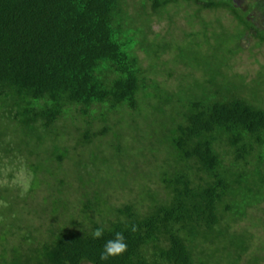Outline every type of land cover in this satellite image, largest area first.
<instances>
[{
  "label": "trees",
  "instance_id": "1",
  "mask_svg": "<svg viewBox=\"0 0 264 264\" xmlns=\"http://www.w3.org/2000/svg\"><path fill=\"white\" fill-rule=\"evenodd\" d=\"M130 1L133 14L129 0H0L1 155L16 152L24 159V173H29L28 164L35 171L32 153L26 157L22 153L28 150L20 147L31 140L19 142L11 131L31 139L67 117L77 131L80 121L85 124L78 141L82 147L120 125L137 128L142 121L136 129L139 145L127 147L120 130L109 145L108 161L125 162L123 168L143 170L139 159L145 152L163 153L156 170L159 189L140 185L137 204L115 205L109 214L98 212L104 200L87 192L81 211L87 212V221L58 218L43 225V237L35 235L36 227L29 233L16 228L15 215L10 220L3 216L25 196L0 185L6 196L0 194V264H210L203 249L217 241L224 250L234 248L226 264H239L251 251L253 236L244 230L243 242L232 227L264 204V108L240 97L239 90L217 84L216 78L207 79L204 93L184 96L180 77L178 91L167 90L153 79L160 73L157 60L167 53L143 50L147 30L138 31L133 18L136 10L152 21L170 3L195 4L202 10H226L258 37L251 24L255 17L249 21L248 15L261 9L257 16L264 19V0H248L253 7L247 4L244 10L232 0ZM141 49L153 56L146 69L137 54ZM165 62L169 75L175 65L184 64L181 58ZM97 121L111 126L91 132ZM55 142L53 159L62 163L68 151ZM78 181L81 188L87 185L85 177ZM97 228L104 230L100 239L93 237ZM117 232L124 235L127 250L101 261L104 245ZM250 259L259 261L258 256Z\"/></svg>",
  "mask_w": 264,
  "mask_h": 264
},
{
  "label": "rangeland",
  "instance_id": "2",
  "mask_svg": "<svg viewBox=\"0 0 264 264\" xmlns=\"http://www.w3.org/2000/svg\"><path fill=\"white\" fill-rule=\"evenodd\" d=\"M129 2V10L133 14L134 8L131 5L134 1L129 0ZM232 3L234 7L243 9L247 7L248 0H232ZM178 4L170 3L161 10L162 12L158 13L159 15L152 16V21L146 19L145 16H140L139 14H142L140 10H136V19L133 18L138 31L146 32L147 30L148 39L142 46L143 50H152V54L156 50L167 53L157 60L160 73H155L156 76L153 79L166 86L167 90L176 92L180 77V92L185 96L189 91L204 93L209 89L204 86L207 79L216 78L217 84L239 90L240 97L264 108V19L257 16V13L263 10L258 9L259 11L249 12L248 15L252 14L248 18L249 21L255 17L254 20H251V24L260 33L256 37L249 30L246 32L238 19L228 16L226 10H202L196 8L198 5L195 4H191V6L184 3ZM248 5L251 7L253 4L249 3ZM244 14L247 16V12ZM137 54L141 60L142 68L146 69L153 56L148 58L142 49L137 50ZM168 58H172V61L181 58L184 61L183 65L179 64L173 67L175 72H170L171 75L164 65ZM71 119L64 118L54 125L53 129H49L48 133L41 131L38 135H33L34 137L31 139L24 137V134L19 130L11 131L19 142H25L26 139L31 140L30 145L23 147L20 144V147L28 150L22 153L26 157L32 153L29 157H32V161L36 165H33L36 168L35 171L31 170L28 164L26 167H29V173L27 170L24 173L22 169L24 159L16 152L7 156L0 154V185L8 184L10 188L15 189L17 195L25 196V201L11 203L13 210L4 209L3 216L10 220L15 215L14 225L16 220L18 226L16 228H21L25 233H29L36 227L38 232L35 235L43 237L45 234L43 225L49 226L58 218H65L66 221H75L78 218L77 222L80 223L82 220L86 222L88 214L87 212L81 214V211L84 209L82 201L85 199L83 196L85 197L87 192L86 195L93 192V197L97 196L101 200L103 199L105 202L102 200V206L97 210L109 214L115 205L123 206L136 203L139 200L140 190L138 187L140 185H147L154 190L160 188L156 170L161 164L163 153L145 152L143 154L145 157L139 159L144 163L141 166L143 170L138 169L137 171L135 170L137 165L123 168L121 164L126 167L125 162L119 165L111 160L108 161V156L112 153L109 145H111L116 131L122 132L127 147L128 144L139 145L136 129L143 125L142 121L138 122L137 128L129 126L125 128L120 125L113 129L112 134L96 137L92 143L82 147L78 145V141L81 139L85 124L80 121L76 126L81 130L77 131L71 127L73 126ZM106 125L111 126V124L97 121L93 123L90 130L97 132ZM18 140L16 141L18 142ZM54 142L61 149L68 151V157L62 163H57L53 159L56 153H53L54 150L50 146ZM132 158H136L135 153L132 154ZM148 161H150L149 164ZM154 170L155 173H153ZM126 173H130L132 176L129 174L128 177ZM140 173L145 174V179L142 180L139 177ZM80 177H85L84 182H87V185L82 188L78 181ZM57 188L61 191L60 193L56 191ZM0 194L2 195L1 192ZM2 196L6 198L4 194ZM11 211L13 214L10 216ZM83 227L86 228L87 224L85 223ZM232 228L237 232L236 235L239 238L246 237L244 230L253 236V241L248 244L251 251L243 256L239 264H264V204L251 211L248 218L238 221ZM242 241L244 242V238ZM198 245L200 249L204 247L200 243ZM203 250L207 252L210 264H226L234 258L235 252L234 248L227 246V251L224 250L219 241L212 245L205 244ZM251 256H258L259 261L253 263L250 259Z\"/></svg>",
  "mask_w": 264,
  "mask_h": 264
},
{
  "label": "clouds",
  "instance_id": "3",
  "mask_svg": "<svg viewBox=\"0 0 264 264\" xmlns=\"http://www.w3.org/2000/svg\"><path fill=\"white\" fill-rule=\"evenodd\" d=\"M135 230V229H133ZM104 235L103 228H97L94 233L93 237L95 239H100ZM127 250V244L125 242V237L122 233L117 232L115 234V239L109 240L103 248L101 252L100 259L101 261H108L110 258L118 257L122 255Z\"/></svg>",
  "mask_w": 264,
  "mask_h": 264
}]
</instances>
